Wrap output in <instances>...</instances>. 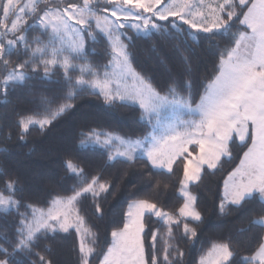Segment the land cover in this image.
I'll list each match as a JSON object with an SVG mask.
<instances>
[{
  "label": "snow or ice",
  "instance_id": "obj_1",
  "mask_svg": "<svg viewBox=\"0 0 264 264\" xmlns=\"http://www.w3.org/2000/svg\"><path fill=\"white\" fill-rule=\"evenodd\" d=\"M127 30L179 33L189 46L208 40L219 52L214 74L195 94L190 79L154 86L132 67ZM216 36L226 39L228 46L221 49ZM98 37L107 42L110 57L102 72L88 62L89 41L96 43ZM14 55L15 62L10 59ZM58 69H63L68 87L64 102L53 108L55 101L45 100L40 118H19L17 140L26 141L30 126L41 131L49 127L75 107L72 101L85 90L107 105L137 107L139 119L151 128L144 136L90 130L81 133L80 144L102 147L108 163L131 165L139 160L161 174L182 169L183 203L170 212L150 199L132 200L122 226L111 230V241H101L76 205L90 197L102 218L98 201L110 190L111 181L97 174L73 187L72 195L55 196L40 208L24 203L22 195L17 199V193L22 194L18 177L0 169V214L15 212L18 219L12 224L19 225L0 224V264H25L17 259L22 255L36 257L27 264H53L35 249L41 239L70 231L77 237L78 264H184L183 250L173 243L175 230H180V239L194 241L198 232L191 224L202 221L190 186L202 179L205 169L217 170L231 160L233 147L246 150L223 181L219 211L223 214L226 208L254 199L264 206V0H65L63 6L61 0H0V96L6 98L16 85L35 77L50 81ZM75 71L79 76L73 80L69 73ZM6 139L11 140V134ZM64 167L69 176H84L72 159ZM21 207L26 212L21 213ZM255 228L264 229V215L250 218L239 231ZM209 255L211 264H237L229 243L213 245ZM198 264H208L206 257ZM239 264H264V236H258L248 255L239 257Z\"/></svg>",
  "mask_w": 264,
  "mask_h": 264
},
{
  "label": "trees",
  "instance_id": "obj_2",
  "mask_svg": "<svg viewBox=\"0 0 264 264\" xmlns=\"http://www.w3.org/2000/svg\"><path fill=\"white\" fill-rule=\"evenodd\" d=\"M237 30L232 29L234 32ZM239 30L243 28L240 27ZM127 34L132 37L131 41H125L129 45L132 67L150 78L158 88L166 87L173 80L190 79L195 94L203 91L202 84L214 74L219 52L208 40L202 39L200 44L189 46L179 33L152 30L145 35L127 30ZM214 39L221 49L228 46L227 40L221 36ZM97 40L96 43L89 41L88 62L94 68L99 66L102 72L110 57L107 42L101 37ZM10 59L13 62L17 60L15 55ZM74 63L83 64L84 61L75 60ZM69 74L73 80L79 76L78 71ZM63 79V69H58L50 81L35 77L23 85H16L15 90L9 91L6 98L0 96V101H8L0 103V169L13 178L18 177V187L22 189V194L18 192L16 198L20 199L22 195L24 203L46 208L45 201H50L55 196H70L73 187L83 186L81 181L100 174L103 181L112 183L110 190L98 201L102 208V218L95 212L90 197L87 200L81 199L76 207L86 218V226L98 233L101 241L106 238L109 242L111 230L117 225L122 226L127 204L132 200L150 199L166 211L175 212L183 203L179 193L182 169H176L174 174H161L160 171L150 170L139 160L131 165L119 161L108 163L102 147L91 143L80 144L83 139L81 133L90 130L131 135L134 138L144 136L151 128L139 119L137 107L107 105L101 97L85 90L72 101L75 107L49 127L41 131L38 126H30L26 141L17 140L19 129L16 122L19 118H40L44 114L42 105L45 100L55 101L53 108L64 102L63 97L68 87ZM196 98L199 99L198 96ZM9 134L11 140L6 139ZM244 150L246 149L233 147L231 160H226L217 170L205 169L202 179L190 186L191 192L198 197L196 206L202 214V221L191 224L198 232V238L194 241L180 239V230H175L177 238L173 243H178L183 250L184 264H198L201 256L213 245L222 243L231 245L232 250L237 253L236 261L239 264V257L248 255L249 249L255 247L258 236H264V229L260 228L246 233L239 231L247 226L250 218L264 215V206L258 199L250 200L239 208H226L223 214L218 207L223 195V181L228 172L239 164ZM67 159L79 163L84 169L83 177L67 174L64 167ZM19 211L24 213L26 209L21 207ZM17 219L15 212L6 216L0 214V224L7 223L8 228L18 227V224H12ZM152 219L155 221V217ZM153 227L160 228L161 233L165 231L158 223H154ZM76 244L74 231L58 233L55 237L41 239L35 251L52 260L53 264H78L77 252L74 250ZM46 247L50 251H45ZM157 247H161L160 241L157 242ZM17 259H22L27 264L28 260H36V257L22 255Z\"/></svg>",
  "mask_w": 264,
  "mask_h": 264
},
{
  "label": "rangeland",
  "instance_id": "obj_3",
  "mask_svg": "<svg viewBox=\"0 0 264 264\" xmlns=\"http://www.w3.org/2000/svg\"><path fill=\"white\" fill-rule=\"evenodd\" d=\"M65 1H62L61 0V6H63V3H64ZM73 2H78V0H73ZM132 31H134V30H132ZM134 33H137V32H135L134 31ZM142 34H144V33H142ZM183 118H189V117H183ZM150 131H151V129H150ZM91 144H93V143H91ZM93 145H96V144H93ZM96 146H98V145H96ZM232 171V170H231ZM191 191V190H190ZM67 197V196H66ZM131 202V201H130ZM129 204V203H128ZM128 204H127V208H128ZM127 208H126V212H127ZM126 218V217H125ZM217 245V244H216ZM213 249V247L204 255L205 257H206V260L208 261V264H211V260H212V257L209 255V253L211 252V250ZM200 260V259H199Z\"/></svg>",
  "mask_w": 264,
  "mask_h": 264
}]
</instances>
